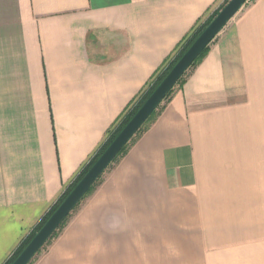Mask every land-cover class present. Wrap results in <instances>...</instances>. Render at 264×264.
<instances>
[{
	"label": "crops",
	"instance_id": "0c3cea01",
	"mask_svg": "<svg viewBox=\"0 0 264 264\" xmlns=\"http://www.w3.org/2000/svg\"><path fill=\"white\" fill-rule=\"evenodd\" d=\"M227 1L0 0V264ZM29 264H264V0L227 22Z\"/></svg>",
	"mask_w": 264,
	"mask_h": 264
},
{
	"label": "water",
	"instance_id": "95a60500",
	"mask_svg": "<svg viewBox=\"0 0 264 264\" xmlns=\"http://www.w3.org/2000/svg\"><path fill=\"white\" fill-rule=\"evenodd\" d=\"M247 1L230 0L225 5L12 264L31 262L193 62Z\"/></svg>",
	"mask_w": 264,
	"mask_h": 264
},
{
	"label": "trees",
	"instance_id": "16d2710c",
	"mask_svg": "<svg viewBox=\"0 0 264 264\" xmlns=\"http://www.w3.org/2000/svg\"><path fill=\"white\" fill-rule=\"evenodd\" d=\"M228 2L229 1H227L226 4ZM225 5L221 6L220 9L216 10L207 20H205L202 24H200L197 28H195V30L189 36H187V38H185L181 42V44L177 47L175 53L165 62V64L155 74V77L153 78L151 83L148 85V87L145 89V91L141 94L139 99L129 108V110L122 116V118L109 131L106 140L98 148V150L93 155V157L90 159V161L84 166V168L81 170V172L76 177V179L72 182V184H70L67 187V189L60 196V198L55 203V205L49 210V212L44 216V218L36 226L34 231L25 239V241L19 246V248H17V250L14 252V254L10 257V259L5 264H12L18 258V256L22 253V251L26 248V246L31 242V240L34 238V236L37 234V232L49 220V218L58 209V207L61 205V203L67 198V196L72 192V190L76 187V185L80 182V180L85 176V174L90 170V168L94 165V163L100 158V156L111 145V143L115 140V138L119 135V133L123 130V128L134 117V115L138 112V110L142 107V105L146 102V100L151 96V94L160 85V83L164 80V78L168 75V73L172 70V68L177 64V62L182 58V56L187 52V50L192 46V44L195 42V40L201 35V33L206 29V27L212 22V20L225 7ZM207 49H208V46L203 50V52L200 54V56L193 62V64L190 66V69L192 67H194L202 59V57L206 54ZM183 80H184V75L179 79L177 84H181L183 82ZM173 89H171V91L167 94V96L164 98L163 101L169 99V97L171 96V94L173 92ZM162 102L158 105L156 110L151 114V116L148 118V120L145 122V124L131 138V140H133V138L142 131V129L144 128V126L147 123H149L150 121H152L154 119V117L157 115L158 110L161 107ZM131 140L123 147V149L120 151V153L117 155V157L113 160V162L108 166V168H110V166H112L114 163H116L125 154V152L127 151V147L129 145V143L131 142ZM102 175L97 179V181L93 184V186L87 191V193L84 195L82 200L88 194H90L91 192L94 191V189L96 188V186L100 182ZM81 201L76 205V207L74 209H76L80 205ZM69 216H70V214L61 223V225L58 227V229L54 232V234L51 236V238L49 240H51L53 237H55L58 234V231L66 224Z\"/></svg>",
	"mask_w": 264,
	"mask_h": 264
},
{
	"label": "rangeland",
	"instance_id": "374dc122",
	"mask_svg": "<svg viewBox=\"0 0 264 264\" xmlns=\"http://www.w3.org/2000/svg\"><path fill=\"white\" fill-rule=\"evenodd\" d=\"M144 124H145V123H144ZM144 124H143V125H144ZM143 125H142V126H143ZM110 167H112V166H110Z\"/></svg>",
	"mask_w": 264,
	"mask_h": 264
}]
</instances>
